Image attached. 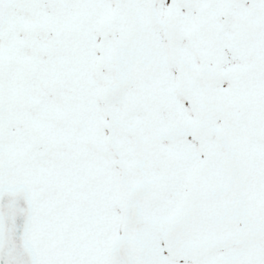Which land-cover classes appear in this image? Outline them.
<instances>
[{
    "label": "snow or ice",
    "instance_id": "obj_1",
    "mask_svg": "<svg viewBox=\"0 0 264 264\" xmlns=\"http://www.w3.org/2000/svg\"><path fill=\"white\" fill-rule=\"evenodd\" d=\"M0 264H264V0H0Z\"/></svg>",
    "mask_w": 264,
    "mask_h": 264
}]
</instances>
